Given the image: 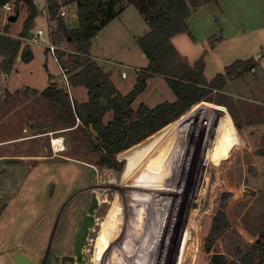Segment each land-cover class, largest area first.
I'll return each instance as SVG.
<instances>
[{"label":"rangeland","instance_id":"rangeland-1","mask_svg":"<svg viewBox=\"0 0 264 264\" xmlns=\"http://www.w3.org/2000/svg\"><path fill=\"white\" fill-rule=\"evenodd\" d=\"M34 2L41 15L26 38L43 30L46 34L43 42L47 43L48 31L54 25L47 21L46 0ZM204 5L205 10L198 8L188 19V33L172 39L179 56L191 67L202 60L208 84L218 75H225L226 69L238 61L246 59L254 67L143 141H151L166 130L165 149L159 157H154L153 212L146 205L149 187L145 197L133 198L140 160L136 183L132 189L128 186L137 160L126 153L133 147L116 157L122 166L120 172L101 168L100 155L94 150L96 134L92 130L67 129L59 119L63 112L41 97L40 93L51 83L66 87L59 65L45 43L30 45L33 60L18 63L15 73L5 74L0 67V264H15L14 256L18 253L31 258L33 264H61L63 257L74 258V263L69 264H95L99 225L118 194L121 198L115 239L107 235L110 244L100 253L102 260L108 250L102 264L130 263L132 222L127 209L135 200L140 205L137 213L147 221L146 227H140L139 231L147 229L148 238L157 246L156 257L159 254L161 264L182 260V264H197L202 244L194 229L208 210L214 187L219 183L216 160L231 155L234 159L226 162L225 187L221 193H241L243 197L225 208L229 227L220 233L211 250L233 260L237 249L248 253L255 242L263 243L260 235L264 233V156L260 153L264 151V0H215ZM117 11L121 12L119 17L92 41L90 54L106 74L111 72V83L125 96L148 66L138 39L147 36L150 27L129 0H118ZM26 16L25 12L21 13L18 21L9 26L11 38H19ZM64 21L71 29L77 27V19ZM7 24L2 9L0 27ZM61 48L72 51L66 45ZM1 61L0 58V66ZM75 89L71 88L72 100L78 105L85 104L87 90ZM175 100L165 79L158 76L148 82L147 90L134 108L140 105L155 108ZM111 119L112 113L104 120L107 123ZM55 139L62 140L64 151H54ZM170 144L174 145L179 160L175 169L181 165L180 177L166 157ZM232 144L235 148L229 152L227 145ZM129 164L130 173L123 176ZM99 176L103 184L99 183ZM116 180L121 185L119 189L115 187ZM168 180H172L170 188L176 191L181 204L173 216L175 221L162 226L164 196L157 191H162ZM179 184L182 190L185 187L184 193L179 191ZM52 185L55 190L50 198ZM106 198L107 206L103 202ZM120 224L122 230L117 231ZM179 227L187 233L185 244L172 240ZM157 233L161 239H157ZM136 260L143 264L140 255L135 263Z\"/></svg>","mask_w":264,"mask_h":264},{"label":"trees","instance_id":"trees-1","mask_svg":"<svg viewBox=\"0 0 264 264\" xmlns=\"http://www.w3.org/2000/svg\"><path fill=\"white\" fill-rule=\"evenodd\" d=\"M62 1L64 4L77 5V27L71 29L63 19L57 18L59 12L57 0H47V10L52 21L55 22L52 42L57 47L66 45L72 49L67 54L61 51L57 53L58 65L65 72L71 88L87 90L88 101L85 104H75L65 88L53 83L40 95L63 112L59 119L63 120L67 129L92 130L96 134L94 150L100 155L98 166L101 168L120 172L122 166L116 160L118 155L132 147L129 151L134 150L141 154L140 176L133 198L145 197L149 187L146 205L149 211L153 212L155 206L153 207L151 202L156 191L154 157H159L165 149L166 130L151 141L146 143L143 141L174 123L195 105L209 100L213 91H221L229 81L250 72L254 65L250 61H238L226 69L225 75H218L208 84L204 77L203 61L191 67L175 50L172 39L188 33L187 21L192 12L203 6L205 1L208 3L215 0H129L144 16L150 32L147 36L138 39V45L148 61V66L139 73L133 90L124 96L111 83L110 75L100 68L90 54L92 41L119 17L121 12L117 11L118 0ZM7 4L13 5V14H19V16L23 12L27 14L18 39H13L8 35L9 26L14 23L8 22L4 28L0 27V33H3L0 35V58L2 59L0 67L3 73L11 74L18 60L22 63H29L33 60L31 48L24 46L22 39L34 30L35 22L41 13L34 0H0V11ZM158 76L165 79L176 100L172 103H163L155 108L140 105L138 109H135L134 104L147 90L148 82ZM35 93L38 94L36 91ZM110 113H112V119L106 123L104 119ZM77 121L80 122L78 126ZM233 148L235 145H230L229 152ZM260 155L264 156V151ZM166 157L171 163L172 170L174 169V172L179 174L181 165L175 169L179 160L173 144L169 145ZM221 158L216 160L214 166L219 183L214 187L208 210L203 213L197 228L194 229L198 231L202 244V255L197 264H264V233L260 235L263 243L255 242L248 253L237 249L233 260L223 255L213 254L211 250L220 233L229 227L225 208L237 203L243 197L241 193H221L225 187L223 170L226 162H232L234 157L231 155ZM130 170L131 165L129 164L123 176H128ZM178 176L180 177V174ZM171 181L168 180V183L163 184L162 191H157L159 195L164 196L161 201L162 209H164V216L160 220L162 226L171 220V223L175 221L173 216L181 204V199L175 196L176 191L170 188ZM174 182L172 183L176 186ZM184 188L183 186L182 190L179 184V191L181 189L184 193ZM136 201H131L127 209V216H131L129 221L132 222L129 264H139L138 260L135 263L138 255L143 264H161L159 254L158 258L156 257L157 246L148 238L147 229L139 231L140 227L142 229L147 225V221L144 215L140 218V213H137L140 205ZM166 214L169 217H166ZM121 225L118 226L117 231L122 230ZM177 230L179 231L175 230L172 240L185 244L188 240L186 239L187 233L180 227ZM136 237L137 241H135ZM156 237L157 239L162 238L158 233ZM182 262L183 260L172 264H182Z\"/></svg>","mask_w":264,"mask_h":264},{"label":"bare ground","instance_id":"bare-ground-1","mask_svg":"<svg viewBox=\"0 0 264 264\" xmlns=\"http://www.w3.org/2000/svg\"><path fill=\"white\" fill-rule=\"evenodd\" d=\"M52 143L54 144L53 149H54L55 152L59 153V152L64 151V149H65L64 147L65 146L63 145L62 140H60V139L56 140L55 139L54 142H52ZM126 154L134 155L136 160H137V162H136V164H135V166H134V168L132 169V172H131V176H130L131 179L128 182V186L130 187V189H132L134 187L135 183H136V177L138 176V164H139V160H141V156H140V154L138 152H136L134 150L128 151ZM133 178H135V181L132 180ZM99 183L103 184V180H102L101 176H99ZM114 183H116L115 187H117V189L121 188V185L118 183V180H116V182H114ZM125 188L127 189L128 187H125ZM119 197H120L119 194L117 196L115 195V200L111 204L112 205L111 209L107 212V215L105 216V218L100 222V225H99L100 237L96 241V244H97V247H98V250H99L98 252L96 251L97 253H96V258L95 259L97 260L96 261L97 263H99L98 261H100L101 264L104 263L105 256L107 255L106 252L108 250L105 251L104 255H102L103 256L102 260H100V253L104 249H107L106 247L110 244V241L108 243V240H106V238H108L107 235L110 234V236L114 239V236H115L114 233H115V230H116V221H117V216L119 214V206H120V198H121V197L120 198ZM108 200L109 199L106 198V201H103V202H105L106 206L109 204ZM104 209L105 210L102 213V215H104V213L106 211V208H104ZM94 255H95V253H94ZM96 262H95V264H96Z\"/></svg>","mask_w":264,"mask_h":264},{"label":"built area","instance_id":"built-area-1","mask_svg":"<svg viewBox=\"0 0 264 264\" xmlns=\"http://www.w3.org/2000/svg\"><path fill=\"white\" fill-rule=\"evenodd\" d=\"M47 1V0H46ZM58 5H59V12L57 15V18H61L63 20H71V19H77V5L74 3H69V4H64L62 0H57ZM3 10L6 14V16L11 15L13 13V7L11 4H7L3 7ZM45 10L47 12V21L51 19V16L47 10V3L45 6ZM54 23V24H53ZM49 25H54L51 29L50 32L48 31V37H49V42L45 43L43 42V38L46 35L45 32L43 30H37L35 31L30 38H24L23 42L30 46L32 44H39L40 42H42L43 44L45 43V45L47 46L48 52L51 54V56L56 60V62L58 63V56L57 53L58 52H64V53H69L66 50H63V48L61 47H57L53 44L52 42V32L55 29V22L52 21L51 24L49 23ZM3 35V33H2ZM63 76H64V83L66 85L65 89L67 90V92L69 93L70 97H71V87L68 83V78L65 74V72L60 68ZM123 77L126 78V74H123Z\"/></svg>","mask_w":264,"mask_h":264},{"label":"water","instance_id":"water-1","mask_svg":"<svg viewBox=\"0 0 264 264\" xmlns=\"http://www.w3.org/2000/svg\"><path fill=\"white\" fill-rule=\"evenodd\" d=\"M18 18H19V14H13V15H10L7 20H8V22L16 23L18 21ZM0 168H1V166H0ZM54 190H55V185H52L50 188V192H49L50 198L53 196ZM14 261H15V264H33V262H34L31 258H29V257H27L21 253H18L14 256ZM68 262L74 263V258L63 257L61 264H66Z\"/></svg>","mask_w":264,"mask_h":264},{"label":"crops","instance_id":"crops-1","mask_svg":"<svg viewBox=\"0 0 264 264\" xmlns=\"http://www.w3.org/2000/svg\"><path fill=\"white\" fill-rule=\"evenodd\" d=\"M206 2V1H205ZM35 3V2H34ZM206 4V3H205ZM36 5V4H35ZM38 8V7H37ZM39 10V9H38ZM198 10H205V5H203V6H201ZM40 11V10H39ZM6 15V14H5ZM12 15V14H11ZM10 15H8V16H6L7 17V19H8V17H9ZM230 29V28H229ZM0 35H2L1 33H0ZM220 43H222V42H220ZM56 61V60H55ZM21 61L20 60H18L17 61V63H16V65L18 64V63H20ZM244 62H247V60L245 59L244 60ZM58 64V63H57ZM60 68V67H59ZM16 72V67H15V70H14V73ZM109 74H111V72H108ZM124 79H127V78H124ZM78 88H76L75 90H77ZM228 146H230V145H227V147ZM228 150V149H227Z\"/></svg>","mask_w":264,"mask_h":264}]
</instances>
